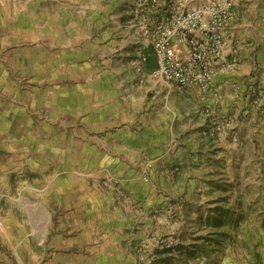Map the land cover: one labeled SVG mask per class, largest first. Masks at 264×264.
<instances>
[{"label":"rangeland","instance_id":"1","mask_svg":"<svg viewBox=\"0 0 264 264\" xmlns=\"http://www.w3.org/2000/svg\"><path fill=\"white\" fill-rule=\"evenodd\" d=\"M96 1L0 0V30L16 33L15 43L27 37L25 32L37 37L43 23L54 33L55 11L68 10L75 17L69 37L81 39L77 41L83 53L76 56L79 63L65 66L62 77L96 78L106 68L100 60L90 67V59H95L89 53L92 44L100 51L93 50L99 59L105 34L118 37L119 30L112 33L108 27L116 26L125 13L122 28L138 42L137 47L128 45L135 56L125 59L131 68L127 76L150 80L149 70L137 71L151 47L131 28L135 0ZM183 1L185 6H175L187 10L208 2ZM235 13L246 47L257 59L259 79L248 92L247 107L223 115L219 103L209 116L204 108L200 118L206 130L190 135L188 129L175 127L178 136L163 134L161 148L152 143L148 151L123 150L127 145L121 144L102 149L84 130L76 136L54 125L48 111L46 127L31 134L28 170L17 168L18 152L0 158L7 172L15 171L13 177L0 176V264H264V113L253 103L264 98V0H236ZM85 39L90 47L79 45ZM235 42L240 44L237 37ZM56 57L46 62V92L52 96ZM116 57H107L109 77L111 69L116 70ZM238 105L231 106L235 110ZM149 106L143 101L135 124L138 132L145 122L147 128L154 124L161 129V119L150 118ZM173 107L176 112L181 105L175 100ZM252 108L260 115L252 116ZM177 114L178 122H187L181 111ZM218 126L222 132L216 131ZM148 132L146 145L155 136L153 128ZM194 245L205 249L204 254L195 253L196 259L189 255Z\"/></svg>","mask_w":264,"mask_h":264},{"label":"crops","instance_id":"2","mask_svg":"<svg viewBox=\"0 0 264 264\" xmlns=\"http://www.w3.org/2000/svg\"><path fill=\"white\" fill-rule=\"evenodd\" d=\"M104 1L97 0L96 2L101 4ZM124 1L120 0V3ZM200 1L202 0L197 2ZM60 12L62 14L57 10L54 13L53 22L56 25L54 33H50L48 26L43 23L37 37L30 38L29 33L25 32L27 37L25 39L21 37L15 43L13 40L14 36L17 35L16 33L0 30L1 159L10 156H5L6 153L13 156L14 152H18L17 159H20V161H18L17 168L21 169L22 172L24 167L25 170L29 169L27 165L31 134H40L41 129L46 127V114L48 111L53 113L51 117L54 118V125L68 128L76 136L78 130H84L86 136H90L92 143L102 149H105V146L109 144H114L115 146L111 148L116 149V146L121 144L122 146L127 145L123 150L127 148V150L142 151L145 149L148 151L152 149V143H155L157 150L161 148L158 147L159 144L164 141L163 134L170 135V138L173 139L178 136L175 135V127L188 129L187 132L190 135L195 131L200 130L203 132L207 129L204 120L200 118L202 116L201 110L211 107L214 113V110L218 108L211 104L210 97L213 94L203 95L198 88L194 87L178 90L172 84L162 81L146 80L143 83L133 76H127L128 72L131 75L129 71L131 68L125 59H128L129 55L135 56L134 51L129 52L128 45L131 43L137 47L138 42L130 30L122 28L123 20L126 17L125 13L120 14L122 18L113 23L116 26L108 27V30L112 33L119 30L116 32L118 37L105 34L104 41L106 44L103 47L102 55L100 54L98 57L99 59L94 57L96 52H93L94 49L98 51L97 46L92 44L94 49L88 50L91 57L95 58L92 59L95 61L90 59V67H92L93 62L98 65L97 61L99 60L102 65L105 64L106 71L103 68L101 77L63 79L62 72L68 69L66 65L70 66L73 63L80 62L76 56L82 55L83 47H78V36L69 37L71 35L68 29L73 28L71 19L75 20V17L63 8ZM43 17L45 18L44 13ZM68 18H70L69 21ZM238 27L239 24L236 20L233 25V33L240 43L236 45L239 51V68L236 72L219 76L216 79V87L220 88L223 96V100L220 102L223 108L218 112L223 115H231L234 111L239 112L243 107H247L249 103L248 92L252 86L257 84L259 79V76L255 73V67L257 66L256 54L253 49L246 47L245 35L240 34ZM119 36L122 37V40L117 43L116 38H119ZM83 43L88 47L91 46V42L86 39L80 42L79 45L82 46ZM49 45H53V47H49ZM113 53H117V60L114 64L116 70L111 69V77H109L110 64L107 63L110 59H107V57ZM145 53L148 61L145 63L144 70L151 71L157 66L156 57L152 48H149ZM53 54L57 57L54 58L53 62L55 65L53 73L55 76L53 82L55 94L52 96V94L48 95L46 92V62ZM65 66L67 69H65ZM32 69H34V72L31 74ZM15 71L20 73H15ZM261 78L260 76L259 82L262 81ZM148 95L150 101H148ZM175 100L181 105L179 111L176 112L173 107ZM143 101L144 103H150L148 108L151 117L148 113L145 116L161 119L160 130L156 129L157 126L154 124L147 128L145 122L141 127L143 131H136L135 124L142 113ZM233 103L239 104V108L234 110L231 106ZM33 105H35V109ZM180 111L187 122H178L181 116L177 112ZM251 115L260 114L252 108ZM152 128L155 132V136L153 135L155 138L150 139L151 141L146 145V139L149 137L145 134H151L148 129ZM157 135H161L160 138ZM142 137L145 139H142ZM204 140L209 141L207 137H204ZM131 144L134 145V148L130 147ZM163 148L165 147L162 146V150H164ZM153 150H155L154 147ZM168 152L167 149L161 153L167 154ZM137 155L140 158L141 154L137 153ZM119 160L125 161V158L120 157ZM158 160L160 159L157 158ZM7 170L8 168L5 165H0V176L9 175V177H13L15 171L12 168L9 172Z\"/></svg>","mask_w":264,"mask_h":264},{"label":"built area","instance_id":"3","mask_svg":"<svg viewBox=\"0 0 264 264\" xmlns=\"http://www.w3.org/2000/svg\"><path fill=\"white\" fill-rule=\"evenodd\" d=\"M183 0H135L131 28L152 48L157 66L148 74L153 81L172 84L178 90L198 88L217 106L221 90L219 76L235 72L240 65L233 25L236 0H208L182 10ZM182 4L181 7L175 5ZM147 57H141L137 71L142 73ZM216 87V88H215ZM264 113V98L253 101ZM205 115L212 108L204 109ZM216 131L222 132L218 126ZM234 141H237L236 139Z\"/></svg>","mask_w":264,"mask_h":264},{"label":"trees","instance_id":"4","mask_svg":"<svg viewBox=\"0 0 264 264\" xmlns=\"http://www.w3.org/2000/svg\"><path fill=\"white\" fill-rule=\"evenodd\" d=\"M222 216H225V214L223 213ZM220 224H222V223H220ZM216 242H217V244L221 245L220 241L216 240ZM204 252H205V249L204 248L202 249L201 245H194L193 251H189V253H190L189 255L196 259L197 256L195 253L204 254ZM163 253H167V252H165V251L164 252H158L159 256H161ZM200 257H202V255H200Z\"/></svg>","mask_w":264,"mask_h":264}]
</instances>
